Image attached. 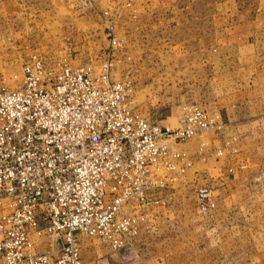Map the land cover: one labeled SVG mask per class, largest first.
Instances as JSON below:
<instances>
[{"label":"rangeland","instance_id":"rangeland-1","mask_svg":"<svg viewBox=\"0 0 264 264\" xmlns=\"http://www.w3.org/2000/svg\"><path fill=\"white\" fill-rule=\"evenodd\" d=\"M248 28L259 30V47L244 56L239 36ZM108 53L111 78L126 84L135 113L176 129L197 106L219 115L223 128L179 145L193 167L155 193L158 203L133 211L145 221L132 247L113 251L83 237L102 249L84 254L80 241L83 264H264V230L243 223L238 208L255 202L260 181H246L240 194L217 182L236 171L264 173V157L240 144L246 132L264 137L256 120L264 108V0H0V83L19 86L33 56L48 71L68 64L98 77ZM201 188L217 202L209 215L197 207ZM37 244L56 252L51 241Z\"/></svg>","mask_w":264,"mask_h":264},{"label":"built area","instance_id":"built-area-1","mask_svg":"<svg viewBox=\"0 0 264 264\" xmlns=\"http://www.w3.org/2000/svg\"><path fill=\"white\" fill-rule=\"evenodd\" d=\"M105 55L98 77L68 64L48 71L33 56L19 86L0 83V264H83V237L132 247L145 221L133 211L193 167L179 145L223 128L197 106L176 129L135 113ZM197 207L217 209L211 190H198ZM39 239L56 252L39 250Z\"/></svg>","mask_w":264,"mask_h":264},{"label":"crops","instance_id":"crops-1","mask_svg":"<svg viewBox=\"0 0 264 264\" xmlns=\"http://www.w3.org/2000/svg\"><path fill=\"white\" fill-rule=\"evenodd\" d=\"M240 42H239V51L241 54L244 56H247V54L255 53L257 48L259 47L258 43V38L260 37V33L258 29H253V28H248L242 32H240ZM247 53V54H246ZM264 100V97H263ZM262 102L264 103V101ZM261 112L257 113V121H258V126L257 128L259 130L264 131V108L260 109ZM241 146L244 149H257L256 155L258 158L264 157V155L261 153L262 148L264 147V137L261 139L253 137V135L249 134V132H246L242 134V138L240 139ZM239 144V145H240ZM259 149V150H258ZM251 151H246V153H250ZM257 177L254 178L252 177L251 173H244V172H239L236 171V173L229 178H221L217 182H220L223 180V182L228 185V184H234L235 186V191L237 194L245 192L246 190L248 191L249 189L247 188L246 181H251V180H258L260 181L259 187L255 189V195L256 200L253 202L251 205L248 203H239L238 208L245 216V219L243 220V223H252L255 224L256 226L260 227L261 229L264 230V173L262 174H256ZM218 178L215 177V180ZM221 183V182H220ZM224 183H221L224 185ZM261 185V186H260ZM225 187V185H224ZM246 191V192H247ZM242 195V194H241ZM217 210V209H216ZM227 211H230L229 209H225L223 212V215L227 216ZM224 224L226 222H223ZM219 225V224H218ZM82 250L84 254H92V255H97L101 250H99L97 247V242L88 240L86 238H82Z\"/></svg>","mask_w":264,"mask_h":264}]
</instances>
